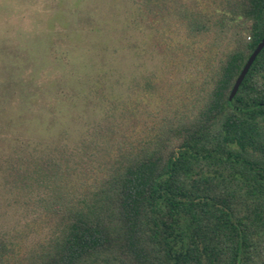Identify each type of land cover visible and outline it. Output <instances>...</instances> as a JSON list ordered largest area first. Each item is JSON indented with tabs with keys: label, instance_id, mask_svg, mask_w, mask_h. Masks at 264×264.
<instances>
[{
	"label": "rangeland",
	"instance_id": "obj_1",
	"mask_svg": "<svg viewBox=\"0 0 264 264\" xmlns=\"http://www.w3.org/2000/svg\"><path fill=\"white\" fill-rule=\"evenodd\" d=\"M223 9L0 0V264L53 255L73 206L97 201L139 155L175 145L233 49L239 27Z\"/></svg>",
	"mask_w": 264,
	"mask_h": 264
},
{
	"label": "trees",
	"instance_id": "obj_2",
	"mask_svg": "<svg viewBox=\"0 0 264 264\" xmlns=\"http://www.w3.org/2000/svg\"><path fill=\"white\" fill-rule=\"evenodd\" d=\"M224 8L239 27L233 49L178 141L129 161L97 201L73 206L57 250L32 264H264V49L230 100L264 38V0Z\"/></svg>",
	"mask_w": 264,
	"mask_h": 264
},
{
	"label": "water",
	"instance_id": "obj_3",
	"mask_svg": "<svg viewBox=\"0 0 264 264\" xmlns=\"http://www.w3.org/2000/svg\"><path fill=\"white\" fill-rule=\"evenodd\" d=\"M263 49H264V38L258 44L257 48L251 54V56L249 57V59L247 60V62L245 64V66L243 67L239 77L237 78V80L234 84L232 92L230 94V100H233L234 97L236 96V94L238 93V90H239L241 84L243 83L244 79L246 78L250 68L252 67L253 63L255 62V60L257 59V57L259 56V54L262 52Z\"/></svg>",
	"mask_w": 264,
	"mask_h": 264
}]
</instances>
